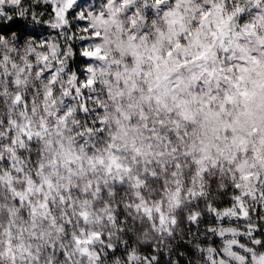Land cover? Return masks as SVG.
I'll use <instances>...</instances> for the list:
<instances>
[{
	"label": "trees",
	"instance_id": "1",
	"mask_svg": "<svg viewBox=\"0 0 264 264\" xmlns=\"http://www.w3.org/2000/svg\"><path fill=\"white\" fill-rule=\"evenodd\" d=\"M110 1L121 42H156L166 30L157 25L173 9L147 0H127L129 8L121 0L0 5V264H224L230 241L246 260L262 254L261 188L242 191L227 161L201 172L195 127L177 119L174 134L161 116L164 124L143 129L144 110L131 102L143 92L142 76L132 80L133 93L126 68L89 81L91 19ZM205 2L192 5L204 10ZM222 7L241 14L242 27L259 19L264 0ZM128 117L144 135L132 147L114 139L119 128L128 131ZM42 128L44 136H33ZM147 145L155 157H141Z\"/></svg>",
	"mask_w": 264,
	"mask_h": 264
},
{
	"label": "rangeland",
	"instance_id": "2",
	"mask_svg": "<svg viewBox=\"0 0 264 264\" xmlns=\"http://www.w3.org/2000/svg\"><path fill=\"white\" fill-rule=\"evenodd\" d=\"M147 1L156 8L164 4L173 8L162 16L163 22L157 26H165L166 30L152 44L136 41L135 37L119 40L120 29L114 16L117 1H110L105 12L99 11L90 18L94 35L84 52L94 67L89 69V81L100 75L101 70L114 77L126 68V86L133 93L132 80L142 76L143 92L131 101L134 107L136 104L144 110L138 118L142 128L172 120L176 134L177 119L184 123V129L195 127L194 145L200 156L201 172L217 161H227L234 164L241 190L254 191L258 186L261 188L257 190L258 197L264 198V10L254 23L239 27L241 14L224 13L223 0H206L204 10L192 5L197 0ZM19 2L0 0V5ZM129 5L127 0L120 2L121 7ZM122 57L131 59L132 66L122 63L119 67ZM161 116L165 121L160 123ZM130 117L125 118L122 127L128 131L124 133L119 128V134L114 136L128 147L141 143L144 136L138 133L140 129L133 126ZM44 135V128L33 133L35 137ZM158 137L154 135L155 140ZM156 155L147 145L141 157ZM163 214L167 213L160 212L156 219L160 226L166 219ZM236 247L235 241L226 243L222 251L224 264H264V252L258 256L251 253L250 260H246ZM84 255L93 256L87 252Z\"/></svg>",
	"mask_w": 264,
	"mask_h": 264
}]
</instances>
